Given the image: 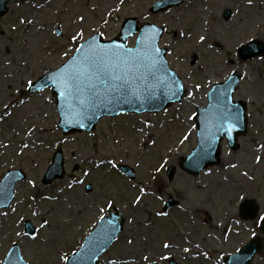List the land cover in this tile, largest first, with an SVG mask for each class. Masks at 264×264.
Masks as SVG:
<instances>
[{"label":"rangeland","instance_id":"374dc122","mask_svg":"<svg viewBox=\"0 0 264 264\" xmlns=\"http://www.w3.org/2000/svg\"><path fill=\"white\" fill-rule=\"evenodd\" d=\"M45 1L10 2L0 17V62H9L8 72L19 65L13 74L18 80L7 77L0 65V181L9 170L25 173L13 204L0 211V232L5 233L0 264L14 244L26 264H66L100 219L116 210L123 232L99 264H170L172 258L176 264H223L251 238H264L259 228L264 216V54L238 56L243 44L256 40L264 45V0L252 5L247 0H189L160 13L150 11L157 0H48L47 9ZM81 14L83 24L77 21ZM126 17L165 28L160 45L185 85V97L161 112L104 117L92 132L64 135L57 127L51 88L30 92L27 80L34 83L55 70L96 33L114 38ZM77 30L84 39L70 43ZM181 33L189 37L182 39ZM234 71L242 75L236 99L247 104V132L236 150L226 139L222 142L219 164L190 174L180 163L197 145L193 117L206 106L211 86ZM58 149L64 176L45 182ZM119 166L131 167L134 178ZM246 199L258 204L256 219L240 217ZM26 221L34 226L33 235L25 231ZM252 264H264V254Z\"/></svg>","mask_w":264,"mask_h":264},{"label":"water","instance_id":"95a60500","mask_svg":"<svg viewBox=\"0 0 264 264\" xmlns=\"http://www.w3.org/2000/svg\"><path fill=\"white\" fill-rule=\"evenodd\" d=\"M11 0H0V16L4 15L8 8L7 4ZM19 1V0H13ZM187 0H159L154 3L151 7V12L158 13L160 11H165L173 6L180 5ZM139 32V36L134 48L127 47L128 38L132 37L135 33ZM164 33L162 27H158L152 23H139L137 18H127L123 21L120 33L113 40H103L100 35H94L101 44H119L123 48H129L135 50L139 46L141 39L145 40V44H155L159 47V41ZM160 49L158 60L162 64L161 71L159 75L163 78L164 81H170L175 79L179 84H182L181 79L177 74L172 71L169 67V63L166 59V49ZM243 56L246 58L254 57L264 53V45L258 41H254L249 45L243 48ZM75 55V54H74ZM63 65L60 67L62 68ZM59 69V68H58ZM57 69V70H58ZM55 70V71H57ZM54 72V71H53ZM47 76L40 78L36 83L32 85L31 91L39 90L46 88L51 83H45ZM241 80V74L239 72L233 73L228 80L215 83L209 91L208 99L209 102L206 108H199L198 114L195 117V122L197 125V136L198 144L197 147L193 149L191 155L186 159H183L181 166L188 172L192 174H198L201 170L208 168L211 165L217 164L220 161L221 155V143L224 138H227L228 144L232 149H237L239 147L238 137L244 135L247 132L248 128V119H247V107L243 101H235L234 94L239 87ZM53 87V94L57 97V106L61 114V119L58 124L59 128L63 129L64 134H69L76 131H92L95 129L96 123L103 116H115L121 112H158L162 111L177 101H181L185 89L184 86L179 90L178 93L173 95V92L176 91V84H171L168 87H161V90L151 100H137L132 98L131 103H125L120 105L115 104H99L98 108L89 110L86 117H76L74 114H70L68 119L71 120V123L65 122V115L60 110V105L64 103L63 98L60 96V90L56 87ZM220 98H224L229 105L231 111L239 109L240 113V122L232 128L231 132L227 131H216L218 127V121L216 119V110L213 109V105H217L218 108L223 109L224 104L221 102ZM67 111V109H65ZM95 112V115L92 113ZM79 121V122H77ZM83 124V127H81ZM225 127H227L228 121H224ZM203 133V135H202ZM212 133H215V139L212 147L209 149L208 142L212 136ZM202 151H211V155L206 157L201 162L197 163L198 158ZM52 170H55V173L51 176H48L46 180L50 181L55 177L63 176V156L61 151H58L53 159ZM122 170L133 177V172L129 170L128 167H122ZM174 172V167H171L168 170L169 177H172ZM24 175L19 171H10L6 177L0 182V209L8 207L15 197L14 188L16 183L19 180H22ZM170 203L169 205H171ZM168 205V206H169ZM242 215L246 218H253L257 213V206L253 201L249 200L243 203L241 207ZM119 214L111 213L109 216H106L98 226V228L91 234L87 240L83 249L78 252L76 259L70 260L69 264H96L99 256L106 251L112 242L115 240L117 235L123 229V223L119 222ZM114 218V219H113ZM113 226H115V233L112 234ZM27 229L32 232L33 227L27 223ZM261 229L264 231V221H261ZM105 234H110L111 239H106ZM97 249L94 256L91 259H87L86 255L88 254L89 249ZM264 247L260 238H255L247 243L239 252L235 255L227 256L225 259V264H251L254 256L257 252H263ZM15 257L16 259L21 260L19 257V252L17 247L14 246L12 252L9 255V258ZM80 257H85L83 260ZM72 260H74L73 263Z\"/></svg>","mask_w":264,"mask_h":264},{"label":"snow or ice","instance_id":"6c2138e0","mask_svg":"<svg viewBox=\"0 0 264 264\" xmlns=\"http://www.w3.org/2000/svg\"><path fill=\"white\" fill-rule=\"evenodd\" d=\"M120 2L123 3V0H120ZM247 2L249 5L253 4V0H247ZM77 21L81 24L85 23V16L82 14L78 15ZM105 23L107 22L105 21ZM100 35L103 36V33ZM84 37V32L77 30L71 35L69 41L70 43H78ZM199 39L203 42L206 37L201 35ZM74 52L75 55L71 56L62 68L46 74L47 78L45 81V83H51L60 90V96L64 101L60 105V110L65 115L66 123L72 122L68 119L70 114H74L76 117H86L89 110L98 108L99 104L120 105L131 103L132 98L151 100L161 90L162 86L168 87L171 84H176V91L173 92V95L183 88V85L179 84L175 79L164 81L159 75L163 67L158 60L160 49L155 44L149 43L146 45L144 39H141L139 46L133 50L123 48L121 45L115 43L101 44L96 37H89L88 39H84V43L79 44ZM63 54L68 56L67 52ZM243 54L244 52L241 50V55L243 56ZM27 85L31 87L33 81L31 79L27 80ZM220 99L224 104L223 109L218 108L215 104L213 105L218 121L216 131L231 132L232 128L240 122L239 109L231 111L226 100L224 98ZM92 114L95 115V112ZM224 121H228L227 127H225ZM81 127H83V124H81ZM140 131H144V129L141 128ZM187 138V136L184 137V139ZM214 139L215 133H212L208 142L209 149L212 147ZM24 147L27 148L28 145L25 144ZM210 155L211 151H202L197 163ZM260 159V157L256 158L257 163H259ZM84 174L90 175L88 172ZM244 175H247V173ZM77 183L83 184L84 182L78 180ZM32 185L35 187L34 181ZM140 199V197H136L134 202L139 204ZM106 207L111 208L114 205L106 202ZM260 220L264 221V216H261ZM48 223V221H45V225H48ZM115 231V226H113L112 234ZM105 235L106 239H111L110 234ZM33 239H36V237L33 236ZM132 242L131 240L128 241L129 244ZM163 247L169 248L170 245L164 244ZM96 251L97 249L95 248L89 249L86 258L91 259ZM76 258V255L73 254L72 259ZM84 258L80 257V259ZM65 259H68V257H65Z\"/></svg>","mask_w":264,"mask_h":264},{"label":"bare ground","instance_id":"6f19581e","mask_svg":"<svg viewBox=\"0 0 264 264\" xmlns=\"http://www.w3.org/2000/svg\"><path fill=\"white\" fill-rule=\"evenodd\" d=\"M45 3V5H44V7H45V9H47V8H49L50 6L48 5V3H49V1L47 0V1H45L44 2ZM36 19H39L38 17H35ZM51 18H53V16H51ZM32 22H34V20H32ZM179 37H181L182 39H186V38H188L189 36H187L186 34H180V36ZM168 39L166 38V40L165 41H167ZM232 42H234L233 40H232ZM221 47V46H220ZM238 56L239 57H241V55H240V51L238 52ZM22 61H24L25 63H26V60H25V58H22L21 59ZM0 65H2V66H4V72H7L8 74H6V76L7 77H11L10 79L11 80H18L17 78H16V75H13V74H18V70H19V65L18 64H16V65H13L14 67H15V69L14 70H10L9 72H8V65H9V62H5V63H3V62H0ZM236 95H237V93L235 94V97H236ZM238 96V95H237ZM19 102L20 101H17L16 103H15V105H17V104H19ZM174 162V161H173ZM43 211H45L46 209L45 208H43L42 209ZM43 224L45 225V221L43 222ZM45 226H47V225H45ZM55 230V229H54ZM54 230H52V231H54ZM45 231L47 232V231H49V228H45ZM63 233H64V231H63ZM5 233H3V232H0V240H2L3 239V235H4ZM53 235H55V234H53Z\"/></svg>","mask_w":264,"mask_h":264}]
</instances>
